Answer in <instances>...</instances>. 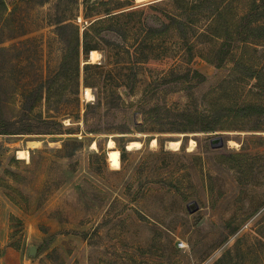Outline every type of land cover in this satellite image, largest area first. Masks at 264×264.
I'll return each mask as SVG.
<instances>
[{
    "label": "rangeland",
    "instance_id": "374dc122",
    "mask_svg": "<svg viewBox=\"0 0 264 264\" xmlns=\"http://www.w3.org/2000/svg\"><path fill=\"white\" fill-rule=\"evenodd\" d=\"M6 1L0 80L17 103L55 75L65 52L69 71L49 106L37 102L32 133H0V264H264V0ZM187 1L196 8L183 10ZM130 4L145 5L115 19L114 31L97 27L99 57L80 51L77 88L74 25L81 38L104 8ZM222 24L230 28L223 42L214 34ZM150 28L158 31L142 43ZM144 95L159 120L144 121ZM248 103L263 113L235 116ZM165 107L222 120L214 130H180ZM19 119L28 118L13 129ZM110 139L118 167L108 161ZM130 141L140 145L128 149Z\"/></svg>",
    "mask_w": 264,
    "mask_h": 264
},
{
    "label": "trees",
    "instance_id": "16d2710c",
    "mask_svg": "<svg viewBox=\"0 0 264 264\" xmlns=\"http://www.w3.org/2000/svg\"><path fill=\"white\" fill-rule=\"evenodd\" d=\"M111 0H104L101 1L100 4H108ZM174 2L177 1H185V0H172ZM207 2V0H205ZM224 3L225 0H222ZM255 2V0H253ZM149 7H155L153 3H148ZM127 8L126 10H114L113 8L106 7L104 8V14L99 15L97 17L91 18L88 20V24L84 26L82 35L80 38L79 33V27L78 25H74L75 27V39L73 43V49H74V59L72 60L71 64H73V72L75 74V86L78 88L79 86V56L80 51L83 53L85 57H87L88 53L92 49L98 48V31L97 27L103 24H108L106 27V31H114L115 27L113 24V21L117 19L120 16L123 15H133L134 13L141 12L143 10L144 5L136 6ZM197 5L191 4L189 1H187L186 5L181 7L183 10L188 9H194ZM87 9H91L92 7L88 5L86 7ZM224 7H217L218 12H221V9ZM181 9V10H182ZM180 10V11H181ZM216 13V15H212V20H216L217 17L221 13ZM170 16V14L166 13ZM11 10L8 8V3L6 0H0V33L2 32L1 28L4 26V24L10 19ZM90 17L89 11L86 12L85 18ZM244 19V15H242ZM241 17V19H242ZM219 19V18H218ZM71 24V23H70ZM116 24V23H115ZM182 25V23L180 24ZM236 26V25H235ZM229 26L220 25V28L216 29L214 33L216 34V38H221L222 42L227 41L228 34H229ZM153 29L150 28L148 31L145 32V38L142 40V43L151 38V32ZM178 33L180 35V38L186 45V50L190 51L192 49V46L189 45L188 40L186 38V32L183 28L178 27ZM158 31V30H157ZM95 38V39H94ZM226 43V42H225ZM4 50V47H0V52ZM128 55L130 57V53L128 52ZM68 52H65L62 61L60 64L59 69L55 73V75L48 79L45 82V85L42 86V84L30 87L27 91H22L21 94V102L20 104L17 103L15 98L14 91H9L4 85V82L0 80V133H14V131L21 133H32L31 130H33L32 125L33 121H36V118L40 116L38 113L35 115L34 108L36 107V104L40 100H44L48 104H51V99L56 98L57 95L60 92H63L65 90L67 80L64 78L63 74L65 72H68ZM93 66V63H85L83 66V69L86 71L89 66ZM98 64H95V66ZM218 66L221 65V63L217 64ZM264 70V66L263 69ZM192 72V74L197 78L198 81L203 80L204 75H202L197 69H188L184 75L187 76L189 72ZM84 85H90V82L87 80V76L84 77L83 80ZM146 95L141 97L140 99V111L144 114V121L147 122L151 118H156V120H159L161 118V113L159 112L160 107L156 104L152 107H149L148 109H145L143 106L146 104ZM142 108V109H141ZM264 108V107H263ZM167 111H171L173 116L176 118L175 121H177L179 125L180 130H194V129H201L203 131L206 130H214L216 124L222 120L221 117H217L216 115H212L211 113L203 112V111H190L185 109H170L168 107H165ZM263 109L260 107L259 104L256 103H248L246 105H240V107L236 110L235 116H250V115H261L263 113ZM87 111V110H86ZM26 116L28 119L22 120L19 119L18 121H22L21 127H18L16 129H13L11 126L15 123L14 120L17 117ZM165 115V114H162ZM45 121V120H44ZM51 122V121H47ZM56 122L54 121V124ZM141 126V125H140ZM47 130V129H44ZM49 131V130H48ZM51 132V131H49ZM223 257L218 258L214 264H226L223 262ZM231 260V259H230ZM230 262V261H229Z\"/></svg>",
    "mask_w": 264,
    "mask_h": 264
},
{
    "label": "bare ground",
    "instance_id": "6f19581e",
    "mask_svg": "<svg viewBox=\"0 0 264 264\" xmlns=\"http://www.w3.org/2000/svg\"><path fill=\"white\" fill-rule=\"evenodd\" d=\"M137 1H143V0H137ZM89 55H90V59L92 61H94L97 57H99L100 53L96 49H92L89 51ZM90 95H92V94H90L89 88H85V97L88 98ZM189 141H190L189 142V149H191V148H193L195 141L193 139H191ZM150 142L152 144H154L155 139L153 138ZM29 143L34 144V143H37V141H34V142L30 141ZM179 144H180L179 140H171V141L167 142L168 147L173 148V149L178 148ZM139 145H140V142H138V141H130L127 144V148L131 149V148H133L135 146H139ZM92 146H95V143H93ZM108 148H109L108 152H107L108 161L110 162L111 166L118 167L120 165V153L116 148H114V142L111 139L108 142ZM16 153H17L18 158L28 159V157H29L28 151L26 149H18Z\"/></svg>",
    "mask_w": 264,
    "mask_h": 264
},
{
    "label": "water",
    "instance_id": "95a60500",
    "mask_svg": "<svg viewBox=\"0 0 264 264\" xmlns=\"http://www.w3.org/2000/svg\"><path fill=\"white\" fill-rule=\"evenodd\" d=\"M222 141H223V140H222V137H221V136H218L216 139L212 140V144H213V145H216V144H215L216 142L222 144ZM194 203H195V206H194V208H192V209H196V208L198 207V205L196 204V202H194ZM36 249H37V247H36L35 245H31V246L29 247V249H28V254H29V255H34L35 252H36Z\"/></svg>",
    "mask_w": 264,
    "mask_h": 264
},
{
    "label": "built area",
    "instance_id": "2783aa9c",
    "mask_svg": "<svg viewBox=\"0 0 264 264\" xmlns=\"http://www.w3.org/2000/svg\"><path fill=\"white\" fill-rule=\"evenodd\" d=\"M177 245H178V247L182 248V247L185 246V243H184L183 241H179V242L177 243Z\"/></svg>",
    "mask_w": 264,
    "mask_h": 264
}]
</instances>
